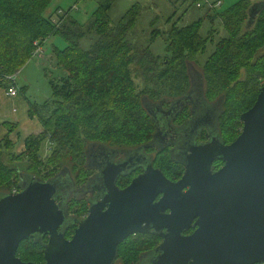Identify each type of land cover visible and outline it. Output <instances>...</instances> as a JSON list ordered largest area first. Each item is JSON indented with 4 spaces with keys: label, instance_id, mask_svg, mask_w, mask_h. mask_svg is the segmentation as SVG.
Wrapping results in <instances>:
<instances>
[{
    "label": "trees",
    "instance_id": "trees-1",
    "mask_svg": "<svg viewBox=\"0 0 264 264\" xmlns=\"http://www.w3.org/2000/svg\"><path fill=\"white\" fill-rule=\"evenodd\" d=\"M51 1L0 0V86L13 84L8 76L23 68L48 38L60 36L66 42L63 48H53L65 73L50 80L51 97L30 102L29 114L39 119L42 131L25 137L20 152L9 137L0 140V196L20 191L21 173L23 181L35 177L53 181L59 188L61 179L67 183L75 178L83 184L91 172L86 164L91 146L116 150L148 146L156 119L146 102L168 105V99H179L190 88L191 62L214 42L210 35L200 34L204 19L219 18L227 32L202 71L205 96L220 106L216 127L223 141L230 143L240 134L241 114L254 105L264 84V0L253 4L239 0L221 11L218 6L208 7L204 16L186 25L174 22L166 31L154 27L150 41L164 37L163 58L154 54L150 44L140 46L134 40L141 4H133L118 22H112L109 11L114 0H97L90 19L81 23L71 8L63 9L64 15L58 14L60 7L47 14ZM193 1L198 7L200 0ZM56 15L58 23L52 21ZM159 18L156 15L151 25ZM85 38L91 40L87 48L82 44ZM138 78L145 83H138ZM177 116L183 124L191 112L184 110ZM153 163L170 178H178L183 169L168 147L155 151ZM73 199L66 201L67 206L87 213L86 203ZM74 226L63 228L66 237ZM48 239L47 234L24 239L17 255L44 263ZM159 241L156 233L131 235L120 243L119 259L124 264H145Z\"/></svg>",
    "mask_w": 264,
    "mask_h": 264
},
{
    "label": "water",
    "instance_id": "water-1",
    "mask_svg": "<svg viewBox=\"0 0 264 264\" xmlns=\"http://www.w3.org/2000/svg\"><path fill=\"white\" fill-rule=\"evenodd\" d=\"M240 119L243 127L231 143L214 126L207 142L188 145L185 172L177 181L149 163L121 189L116 180L123 165L109 162L102 171V199L91 204L70 239L55 197L59 187L22 179L20 191L0 196V264H37L17 255L21 241L37 234L49 236L42 264H114L122 241L151 230L162 242L149 264H251L247 230L264 227V84ZM216 159L224 165L213 171ZM193 226L198 227L185 235ZM224 248L230 254L219 253Z\"/></svg>",
    "mask_w": 264,
    "mask_h": 264
},
{
    "label": "flooded vegetation",
    "instance_id": "flooded-vegetation-1",
    "mask_svg": "<svg viewBox=\"0 0 264 264\" xmlns=\"http://www.w3.org/2000/svg\"><path fill=\"white\" fill-rule=\"evenodd\" d=\"M191 68H194L193 65H190L189 72ZM190 78V88L179 99H168V105H166V102L153 103L151 112L156 119V129L154 139L151 140L148 146L126 147L117 150L102 145L91 146L86 154L87 168H89L91 172L84 183H77L75 178L64 183L61 179V184L59 185L60 188L55 197L60 208L64 210L67 216V221L62 227H66L67 225L71 226L75 223L73 233L66 238H72L75 229L78 226V221L88 216L91 204L102 199L105 192L102 171L109 162L123 165V170L116 180L117 186L123 189L131 183L133 178L141 174L149 163H152L155 168H159L153 163L155 151L168 147L169 151L172 152L174 159L180 160L183 163V169L178 178H168L172 181H177L183 176L185 172L186 149L188 148V145L205 143L209 140L210 134L215 129L214 126H216L220 111L218 102L211 103L205 96L204 77L200 79L199 75V78L191 76ZM184 110L190 111L191 116L183 124L178 123V120H176L178 117L177 114L184 112ZM150 149L153 150L150 151ZM223 165V160H219L217 163L214 161L213 171L218 170ZM187 189L188 186L185 190ZM70 199H73L75 202L80 200L79 204L85 202L88 210L87 213L79 214L78 207L75 205L72 207L67 206L66 201ZM106 207L107 206H105V208ZM167 212H169V210H167ZM194 221H196V219ZM197 227L198 226L191 227L189 230L185 231L184 234H192ZM256 228L249 227L248 230L246 229L247 232L251 234V236L249 235V246H247V251H245L246 256L248 257L247 262H250L251 264H264V227ZM166 230L167 229L164 228L160 230V232H166ZM150 232L156 233L160 237L158 243L160 244L162 242V237L159 233L154 230H151ZM230 252L229 248H226L224 251L219 250V253L223 256L227 253L230 254ZM119 254L120 253L118 252V257L114 260V264H124L121 262V259H119ZM148 262L145 264H148ZM224 263L233 264L234 262L232 260H224Z\"/></svg>",
    "mask_w": 264,
    "mask_h": 264
},
{
    "label": "rangeland",
    "instance_id": "rangeland-1",
    "mask_svg": "<svg viewBox=\"0 0 264 264\" xmlns=\"http://www.w3.org/2000/svg\"><path fill=\"white\" fill-rule=\"evenodd\" d=\"M206 0H200L202 7H196L193 0H114L113 5L109 11V17L112 22H118L121 16L130 8L133 4L139 3L142 5L141 16L138 21V25L135 28L134 40H136L140 46L147 44L151 45V49L154 54L160 55L161 58L165 56V41L163 36H159L154 42H151V32L154 27H158L161 31H166L174 23L178 22L179 25L190 24L198 18L204 16L208 11V6L205 3ZM217 1V0H210ZM221 5L217 10L221 11L236 3L239 0H220ZM223 1V2H222ZM252 4L258 3L261 0H249ZM98 6L97 0H52L47 7L46 13L50 14L60 7L65 11L71 8V14L81 23H85L90 19L92 13ZM160 18L155 24V16ZM210 32V30H212ZM202 36L210 35L214 42L207 44V49L204 53H199L195 56V60L191 62L193 65L189 74L191 77L199 78L203 77V69L208 56L215 50L216 43L221 40L222 37L227 35L222 22L219 18L214 21L204 19L202 28L200 30ZM91 40L89 38L83 39V47L87 48ZM66 45L64 39L60 36H53L46 40L42 46L43 56H35L32 58V63L25 65L14 76L13 81L10 83H16L20 97H25L29 102H44L52 95V88L50 80H58L65 73V71L58 67L56 58L53 53L54 46L63 48ZM190 67V66H189ZM199 74V75H198ZM138 83L144 84L145 82L138 78ZM24 88L22 92L21 88ZM146 106H153V103L146 102ZM243 127V125H242ZM242 129V128H241ZM241 132V130H240ZM24 174L21 173L23 179ZM38 180V179H36ZM28 182V181H27ZM69 198V196H68ZM78 207V206H76ZM74 235V234H73ZM147 263V262H145Z\"/></svg>",
    "mask_w": 264,
    "mask_h": 264
},
{
    "label": "crops",
    "instance_id": "crops-1",
    "mask_svg": "<svg viewBox=\"0 0 264 264\" xmlns=\"http://www.w3.org/2000/svg\"><path fill=\"white\" fill-rule=\"evenodd\" d=\"M170 1L176 0H168ZM32 58L28 65L32 63ZM29 109L30 102L25 97H20L19 94L11 97L7 94V87L0 86V140L9 137L17 152L24 149L25 137L42 131L41 122L29 114Z\"/></svg>",
    "mask_w": 264,
    "mask_h": 264
},
{
    "label": "built area",
    "instance_id": "built-area-1",
    "mask_svg": "<svg viewBox=\"0 0 264 264\" xmlns=\"http://www.w3.org/2000/svg\"><path fill=\"white\" fill-rule=\"evenodd\" d=\"M205 3L207 4L208 7L213 8V7H217L219 5H221V1L217 0V1H210V0H206ZM198 7L202 6V3H198L197 5ZM58 14H65V11L63 9H59ZM53 22H57V15L56 17L52 18ZM58 23V22H57ZM44 51H42V47H39L36 49V51L34 52V55L36 56H40V54L42 55ZM15 76V75H14ZM14 76H8V78L14 79ZM7 94L11 97H16L19 94V91L17 89V87L13 84H11L9 87H7ZM16 192V191H15Z\"/></svg>",
    "mask_w": 264,
    "mask_h": 264
}]
</instances>
